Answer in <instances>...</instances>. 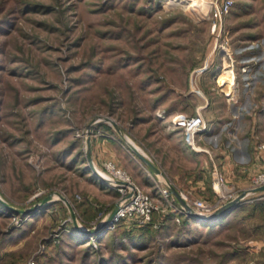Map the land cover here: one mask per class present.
Here are the masks:
<instances>
[{
    "label": "rangeland",
    "instance_id": "obj_1",
    "mask_svg": "<svg viewBox=\"0 0 264 264\" xmlns=\"http://www.w3.org/2000/svg\"><path fill=\"white\" fill-rule=\"evenodd\" d=\"M232 3L217 34L212 0H0V264H264V189L225 164L227 137L187 150L171 121L216 124L264 91V58L240 57L264 46V0ZM106 159L157 205L150 221L105 222ZM215 169L232 207L195 220L169 186L214 201Z\"/></svg>",
    "mask_w": 264,
    "mask_h": 264
},
{
    "label": "built area",
    "instance_id": "obj_2",
    "mask_svg": "<svg viewBox=\"0 0 264 264\" xmlns=\"http://www.w3.org/2000/svg\"><path fill=\"white\" fill-rule=\"evenodd\" d=\"M212 4L210 30L218 34L223 23L222 18L229 11L233 3L232 0H212ZM221 49L226 55L231 56L232 50H230L228 45L221 46ZM171 121L174 127L182 129L185 141L194 146L195 149H198L195 145V137L198 133L206 130V121L202 113L176 114L172 117ZM257 151L260 157L264 159V141L258 143ZM103 163L104 172H102L101 177L119 193V210L110 220L111 224L114 225L115 222L122 220L138 224L150 221L154 209L157 208V205L153 204L150 196L137 186L124 169L119 168L114 162L108 159ZM212 174V189L216 193V200L211 201L203 197L187 199L186 195L181 193V196L186 199L193 210L200 215H208L217 211L221 206V202L232 196L226 192V178L224 174L218 169L212 171ZM251 180L254 187L264 184V169L255 172Z\"/></svg>",
    "mask_w": 264,
    "mask_h": 264
},
{
    "label": "crops",
    "instance_id": "obj_3",
    "mask_svg": "<svg viewBox=\"0 0 264 264\" xmlns=\"http://www.w3.org/2000/svg\"><path fill=\"white\" fill-rule=\"evenodd\" d=\"M258 44L257 53H254L253 50H247L241 53L240 57H242L243 60L241 66L246 65L248 67H254L258 64L259 61H263L264 46ZM255 59H258L259 61L256 62ZM229 65L231 66V72H233V65L231 63ZM203 68H206V66H204ZM198 93L200 94V92ZM247 93L248 92H245V94L243 93V95H240L241 97H237L236 99H234L232 111L227 112L223 117H220L219 120L222 119V121H219V123L213 124L214 118L212 117V120L207 118L206 130L196 135L195 143L198 144V146L206 145L205 143L207 139L203 137V135H208V137L211 136L214 144H218L215 142L218 135L220 137L223 136L224 139H226L227 137L226 143H228V146H230V148L228 149V155L226 154L223 156L225 164L228 162L230 163V165L233 164L235 168L233 169V173H238L236 174L238 176L241 175L239 173L241 172L239 167H245L244 172L247 173L249 177L251 174H255V172L264 169V159L263 157H260L257 151L258 143L264 141V91H262V89L260 88L259 92L257 91L256 94L251 93V96L246 98V95L248 96ZM238 100H240V103H238ZM246 100H248V102L251 101L248 103V106L245 103ZM208 103V99L206 98L202 100L201 104H198L197 107H199L200 110H203L208 105ZM174 129L179 128L175 127ZM179 130L180 131L178 132H180L181 135L180 141L185 145L186 149L189 150V144H187L185 140H183L181 131L182 129ZM225 134L227 136H225ZM110 139V144H113V142L115 141V144L118 147H124L128 154L131 155L128 148L123 144H120L116 138L114 139L113 137H111ZM100 145V147L102 148V144ZM139 156L140 158H142L140 154Z\"/></svg>",
    "mask_w": 264,
    "mask_h": 264
},
{
    "label": "water",
    "instance_id": "obj_4",
    "mask_svg": "<svg viewBox=\"0 0 264 264\" xmlns=\"http://www.w3.org/2000/svg\"><path fill=\"white\" fill-rule=\"evenodd\" d=\"M142 159L155 171V172H158V169L157 167L151 163V161H148L145 157L141 156ZM88 162L90 163V165L92 166V163H91V160L90 158L88 157ZM170 187V190L174 193V195L176 196L179 204L185 209V212L188 216L190 217H193L195 220H205V219H210V218H213L215 215H217L219 212H222V211H225L227 209H230V207H232V204L230 203L229 205L227 206H223L222 208H219L217 209V211L213 212V213H210L208 215H203V214H198L197 212H195L193 210V208L187 203L186 200H184L180 194L179 191H177L173 186H169ZM264 189V184H262L261 186H257V187H254L253 190H262ZM16 209V208H15ZM14 209V210H15ZM16 210H19V209H16ZM118 203L114 205L113 207V210L111 211V213L109 214L108 218L106 219L105 222H109L112 217L115 215V213L118 211ZM19 211H23V210H19Z\"/></svg>",
    "mask_w": 264,
    "mask_h": 264
},
{
    "label": "trees",
    "instance_id": "obj_5",
    "mask_svg": "<svg viewBox=\"0 0 264 264\" xmlns=\"http://www.w3.org/2000/svg\"><path fill=\"white\" fill-rule=\"evenodd\" d=\"M257 36H258V35H257ZM184 222H186V223H189V222H190V223H193V222H194V223H198V224H200V225L203 224V225H206V226H209V227L211 226V222H210V223H209V222H204V221H200V222L198 221V222H197V221H195V220H193V219H191L190 217H187V216H186V218L184 219ZM216 224H217V223H216Z\"/></svg>",
    "mask_w": 264,
    "mask_h": 264
},
{
    "label": "bare ground",
    "instance_id": "obj_6",
    "mask_svg": "<svg viewBox=\"0 0 264 264\" xmlns=\"http://www.w3.org/2000/svg\"><path fill=\"white\" fill-rule=\"evenodd\" d=\"M192 4H193V3H192ZM192 4H191V5H192Z\"/></svg>",
    "mask_w": 264,
    "mask_h": 264
}]
</instances>
